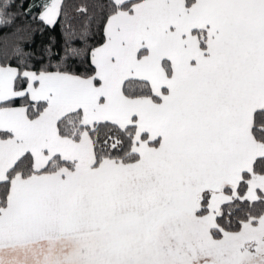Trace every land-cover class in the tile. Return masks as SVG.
<instances>
[{
  "label": "snow or ice",
  "instance_id": "1",
  "mask_svg": "<svg viewBox=\"0 0 264 264\" xmlns=\"http://www.w3.org/2000/svg\"><path fill=\"white\" fill-rule=\"evenodd\" d=\"M98 34L0 61V264H264V0H107Z\"/></svg>",
  "mask_w": 264,
  "mask_h": 264
},
{
  "label": "trees",
  "instance_id": "2",
  "mask_svg": "<svg viewBox=\"0 0 264 264\" xmlns=\"http://www.w3.org/2000/svg\"><path fill=\"white\" fill-rule=\"evenodd\" d=\"M10 2L13 5L10 11L17 18L12 26L0 27V61L4 60L5 52L11 55L12 48L21 41V38L30 42L25 48L27 50L30 46L37 53V57L43 47L49 44L54 53H62L66 41L70 42L72 47L84 49L99 38L98 25L107 0H63L62 14L55 25H46L40 21L39 10L35 7L31 9L30 15L26 14L29 5H36L41 0H10ZM81 6L87 8L86 13L78 11ZM79 63L77 61L78 65Z\"/></svg>",
  "mask_w": 264,
  "mask_h": 264
}]
</instances>
